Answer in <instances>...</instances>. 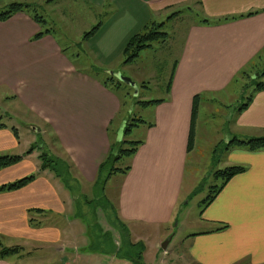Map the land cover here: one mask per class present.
<instances>
[{"label": "crops", "instance_id": "0c3cea01", "mask_svg": "<svg viewBox=\"0 0 264 264\" xmlns=\"http://www.w3.org/2000/svg\"><path fill=\"white\" fill-rule=\"evenodd\" d=\"M83 1L107 7L103 0ZM12 2L35 0H10L0 4V9ZM117 3L120 12L117 9L106 26L116 30L119 38L127 35L124 50L139 33L130 31L136 24L128 25V21H136L137 8L149 15L171 13L169 18L178 13L174 18H181L190 14L196 19L180 41L165 96L155 99L162 102L141 104L152 108L153 119L142 122L144 138L130 156V169L120 172L123 177L117 195L112 199L105 194L126 225L166 230L184 209L187 162L198 140L201 104L243 77L256 73L264 81V0ZM47 29L26 12L0 21V90L6 91L3 99L19 103L37 124L44 123L52 141L64 149L66 155L61 157L70 163L74 178L94 185L99 166L113 147L111 128L119 122L123 103L107 81L74 66L53 30L34 39ZM249 97L248 105L242 110L239 106L229 120V141L236 136L264 137V90L254 87ZM37 124L30 125L35 133L43 130ZM6 125L0 127V156L20 155L23 159L0 170V186L33 174L37 178L21 189L0 192V249L21 248L0 258V264H78L82 242L75 236L77 222L67 220L63 227L55 224L58 216L73 212V193L53 171L40 169L33 159L36 149L28 153L34 140L24 142L18 127ZM227 152L231 155L226 167L244 166L245 170L233 176L189 223L187 258L182 264H264V148L241 145L229 147ZM170 240L164 249L160 238L155 249L162 247L167 255ZM50 245L57 247L44 255L37 253ZM116 262L114 256L103 264ZM126 263L122 260L121 264Z\"/></svg>", "mask_w": 264, "mask_h": 264}, {"label": "rangeland", "instance_id": "374dc122", "mask_svg": "<svg viewBox=\"0 0 264 264\" xmlns=\"http://www.w3.org/2000/svg\"><path fill=\"white\" fill-rule=\"evenodd\" d=\"M103 1L107 7L99 6L98 8L95 4L88 5L83 0H35L31 10L43 17L45 29L53 30L74 66L107 81L109 87L121 97L123 108L119 122L116 124L118 126L111 128L112 149L113 153L117 154L123 149L132 148V141H140L144 138L146 126L139 122V119L151 122L153 110L142 106L139 101L155 100L165 96L173 63L178 57L180 41L188 24L196 19L190 14L169 19L167 16L171 13L166 16L149 15V12L145 14L142 9L137 8L136 21H128L129 26L137 25L135 29H130L131 33L143 32L146 25L154 21L166 22L164 31L169 33V38L165 43H157L152 48L144 49L133 62L125 63L126 55L123 51L127 35L119 38L116 36V30L109 29L106 25L111 22L109 19L117 14V9L120 12V8L116 7L117 2L128 0ZM4 2H10V0H0V4ZM108 5L114 8L109 10ZM145 18L148 20H144ZM195 18L199 19V16L195 15ZM140 21L142 23L139 25ZM97 25L99 28L96 32L89 39L83 40L84 31H90ZM255 75L250 78L243 77L228 90L201 104L198 140L187 162L184 209L179 211L169 229L159 231L157 228L147 227L140 230L125 225L127 237H124L119 231L111 230V225L103 212L98 209L97 220L104 231L110 230L111 233L104 238L97 237L95 227L92 226L95 222L90 221L91 206L96 205L94 199L98 197L97 194L100 195L103 192L113 199L120 189L123 176L120 172L112 174L105 185H91L84 180L79 181L77 187L79 197L78 201L75 200L73 212L55 219V224L60 227H63L67 220V223L77 222L75 236L82 242L79 245L78 264H103L105 260L112 259L114 256L117 258L116 264H121L122 260H126V264H182L184 262V258H187L186 238L189 223L195 219L203 209L205 201L215 194L216 186L222 182L215 176V172L224 169L227 166V160L230 159L231 154L227 152L231 135L229 120L235 110L247 102L254 85L260 79ZM5 94L6 91L0 90V121L18 127L24 142L34 140L32 142L37 154L33 159L41 165L43 153L55 158L65 156L64 149L59 143H54L45 131L44 123H38L41 124L39 127L22 105L3 99ZM136 123L139 125H134ZM32 124H37L39 130H43H36L37 133H35L30 128ZM130 162L129 156L122 155L115 161L114 167L127 168ZM86 200L93 204L85 205ZM118 237H121L124 243L122 253L116 247L122 244L121 240L118 241ZM125 238L128 245L125 243ZM160 238L161 244L171 239L167 255L162 247L155 249ZM56 247L57 245L44 246L37 253L44 255ZM57 258L58 256H53V261Z\"/></svg>", "mask_w": 264, "mask_h": 264}, {"label": "trees", "instance_id": "16d2710c", "mask_svg": "<svg viewBox=\"0 0 264 264\" xmlns=\"http://www.w3.org/2000/svg\"><path fill=\"white\" fill-rule=\"evenodd\" d=\"M33 7L32 3H24V2H12L9 5H7L5 8L2 10L0 9V21H7L9 20L12 16H14L18 12H26L30 14L33 19L39 23L42 27H44V19L42 16H40L38 13L35 11L31 10ZM178 13H175L171 15L169 18L173 19L175 16H177ZM204 22H209L208 19H205ZM166 22H151L149 25H146L145 30L143 32H139L135 34L127 43L124 53L126 55V60L124 61L125 63H130L136 60V58L140 55L141 51L144 49L152 48L154 47L155 44L157 43H165L167 38H169V33L164 31V26ZM99 28V25L95 26L92 28L90 31H87L84 36L83 40L89 39ZM50 30L47 29L46 31H41L38 33L34 39H40L41 37L44 36V34L49 33ZM264 76V73L263 75ZM110 79H114V77H110ZM114 81V80H113ZM256 90H264V81L261 79L256 82L254 85ZM198 96L195 99V108H194V118H196V114H198ZM251 97L248 98L250 100ZM162 100H150V101H142L140 100L139 103L142 105H151V104H156L160 103ZM248 105V102L243 103L240 106V110L245 108ZM139 122H145L142 119H139ZM134 125H139L138 123ZM0 127H7L5 123L0 121ZM127 129H128V124H127ZM15 135L19 137L18 130L14 128ZM132 148L128 149H123L121 152L114 154L113 149L111 148V151L109 154L106 156V158L103 160V162L99 166L98 170V176L95 181V184L97 185H105L108 178L115 173L118 172H127L130 167L128 166L127 168H115V161L120 159L122 155H127V156H132L134 155L137 150L138 146L141 144V141H132ZM241 145H246L250 149L257 150V149H262L264 148V137H259V138H247V139H241L240 137H233L228 144L227 148L232 147V146H241ZM35 147L33 146L28 153H31ZM27 153V154H28ZM41 158L43 159V163L41 164L40 169L41 170H50L55 173L56 176L61 178V180L65 183V185L71 190L73 193V196L75 200L78 201V183L79 180L75 179L74 176L71 173V165L68 162V160L63 159L62 157H49L47 153H43L41 155ZM23 157L20 155H1L0 156V170L4 169L6 167L15 165L22 161ZM245 170L244 166H229L224 169L217 170L215 172V176L217 178H220L222 180L221 184L219 186H216V192L215 194L211 195L206 201L205 205L209 204L220 192V190L223 188V186L236 174L241 173L242 171ZM107 172V173H106ZM37 178V174H33L30 176H26L24 178L18 179L14 182L4 184L0 186V192L2 191H12V190H17L25 187L32 181H34ZM97 198H95L94 202L96 205L91 206L93 203L91 201H84L85 205L91 206V219L90 221L95 222L92 226L95 227L94 230L96 232V236L99 238H104L110 235L111 231L106 230L104 231L103 227L100 225L99 221L97 220V214H98V209H100L107 222L111 227L117 231H119L124 237H127V234L125 232V223L122 221V219L119 217L118 214V208L116 204L110 200L105 193H101L100 195L97 194ZM83 211H85L83 209ZM85 216L88 217V215L85 214ZM32 217V216H31ZM31 221L33 219L31 218ZM122 243V239H121ZM125 243L128 245V241L125 238ZM123 246L124 243H122L120 246L116 245L118 248L119 252H123ZM21 250L20 247L16 248H7L3 247L0 249V258H4L10 254H15ZM120 255V254H119ZM128 257V254H127Z\"/></svg>", "mask_w": 264, "mask_h": 264}, {"label": "water", "instance_id": "95a60500", "mask_svg": "<svg viewBox=\"0 0 264 264\" xmlns=\"http://www.w3.org/2000/svg\"><path fill=\"white\" fill-rule=\"evenodd\" d=\"M168 244H169V241H166V242L162 245L163 248L166 249Z\"/></svg>", "mask_w": 264, "mask_h": 264}]
</instances>
